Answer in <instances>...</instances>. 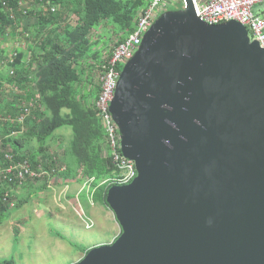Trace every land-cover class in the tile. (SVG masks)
<instances>
[{"label":"water","instance_id":"95a60500","mask_svg":"<svg viewBox=\"0 0 264 264\" xmlns=\"http://www.w3.org/2000/svg\"><path fill=\"white\" fill-rule=\"evenodd\" d=\"M111 111L137 177L107 203L121 226L74 264H264V48L193 0L163 12Z\"/></svg>","mask_w":264,"mask_h":264},{"label":"trees","instance_id":"16d2710c","mask_svg":"<svg viewBox=\"0 0 264 264\" xmlns=\"http://www.w3.org/2000/svg\"><path fill=\"white\" fill-rule=\"evenodd\" d=\"M149 1L43 0L46 7L34 11L23 9L20 6L21 0H0V38L9 31L12 34L21 31L20 34L26 36L25 32L28 28L21 26L22 17L32 14L37 16V22L32 27V35L33 38H38L35 46H31L36 53L33 61L27 63L26 53L21 49L13 63L15 74L10 75V69L6 76L0 74L2 78H0V89L3 88L2 81H8L13 85L28 83L33 87L34 84L36 91L28 89L25 93H20L18 98L13 99H7L0 94V116L9 114L14 117L19 116L22 109L18 105H24L21 99L31 100L37 94L41 104L26 119L24 131H21L24 126L18 125L19 123L9 122L11 128L7 129L8 122L0 121L2 168L6 165L2 147L7 145L14 147L16 161L30 160L34 167L44 164L46 169L50 168L54 161L50 165L48 162L38 163L36 152L27 159V156L21 155L22 149L25 143L31 146L34 141L39 146L37 152L46 157V147L49 140L54 137L55 131L63 126H69L73 130V137L61 155L65 168L60 174L69 180L78 178L80 174H82L81 179L95 178L90 193L95 202L109 207L107 195L114 185L110 179L117 174V171L105 152V131L94 103L100 92V84L96 83L91 73L85 76L82 62L93 55L95 64L92 67L97 66L100 69L106 57L103 58L100 51L93 52L92 31L101 28L105 21L114 23V31L120 35L115 42V45L118 44L133 32L139 8L146 6ZM48 4L59 5L61 9L52 12ZM69 18L75 20L77 24L68 22ZM64 21L65 24L62 25ZM112 50L113 48L109 50L108 57ZM0 51V58L3 60L5 51ZM14 131L22 133L10 138ZM4 183L9 185L7 182ZM7 192L9 191L0 187V223L9 211L8 201L5 198ZM8 200H11V197H8ZM0 264H17V262L15 259H4Z\"/></svg>","mask_w":264,"mask_h":264},{"label":"rangeland","instance_id":"374dc122","mask_svg":"<svg viewBox=\"0 0 264 264\" xmlns=\"http://www.w3.org/2000/svg\"><path fill=\"white\" fill-rule=\"evenodd\" d=\"M22 6L34 11H39L41 8L35 0H24ZM178 8L176 6L175 9ZM22 19L21 26L30 27V35H21V31L12 34L9 31L0 38V50L10 53L20 46L31 62L35 59L36 54L31 46H35L38 41V38L35 39L32 35V27L37 22V16L32 14L22 17ZM67 21L73 25L77 24L70 18ZM114 29V23L105 21L101 28L92 31L94 53L100 51L103 58L107 57L109 50L115 46V42L120 36L115 33ZM6 56L3 60L0 58V74L4 76L10 69ZM94 62L93 55H90L82 62V66L86 72L85 76L87 77L91 73L98 84L99 68L92 67ZM33 74L32 72V78ZM2 82L3 88L0 89V94L7 99L18 98L20 93H25L28 89H35L33 83V87H31L32 85L29 86L28 83L13 85L8 81ZM14 86L18 87V91L14 89ZM36 98L39 100L38 96ZM7 125H9V127L6 126L7 129H10V124ZM20 134L14 133L10 138ZM72 137L71 127L63 126L57 129L46 147V157L37 152L39 148L37 143L33 141L31 146H27L25 143L21 155L27 156V159H30L36 152L38 163L48 162L50 165L52 161L55 162L47 169L49 174H45L39 179L27 178L25 184L20 187L7 185L4 183L5 181L0 180V187L9 191V197H11V200H6L9 211L6 212L5 219L0 223V261L15 259L17 264H74L86 255L88 249L112 243L121 234V226L114 211L105 204L94 205L95 201L92 203V199L88 197L90 192L87 187L83 186L85 179H81L82 174L74 180L61 176L60 172L65 168L61 155ZM0 146H2V142ZM9 150L13 151L14 155L16 154L14 147L7 145L2 147L3 155L5 156ZM0 168H2L1 163ZM78 193H80L79 198L76 196ZM78 201L82 206L78 204ZM60 204L65 206V209H62ZM81 207L85 211V215L90 216L94 221L93 227H86L80 216Z\"/></svg>","mask_w":264,"mask_h":264},{"label":"built area","instance_id":"2783aa9c","mask_svg":"<svg viewBox=\"0 0 264 264\" xmlns=\"http://www.w3.org/2000/svg\"><path fill=\"white\" fill-rule=\"evenodd\" d=\"M37 1V0H35ZM197 15L200 19L208 24H220L223 22L236 20L247 27L251 40H258L261 47L264 48V0H193ZM20 6H22V1ZM41 9L46 7L43 0L38 2ZM52 12L60 9L59 5L48 4ZM187 7V0H150L146 6H141L133 32L123 41L113 46L111 55L106 57L99 69V84L100 92L94 100L97 109V115L103 125L105 131V152L111 158L112 165L117 171L110 181L114 185H126L131 183L138 175V170L134 160L126 157L122 151V133L118 122L114 118L111 111V103L114 99L115 92L118 86L123 68L128 60L137 52L146 32L151 28L154 22L167 10L174 7ZM25 13L27 11L25 10ZM26 36L30 35V27L25 32ZM21 50L20 46L15 48L10 53L6 52L10 75L15 74L13 66L16 57ZM4 63V61H2ZM10 63V64H9ZM18 91V87L14 86ZM1 97V96H0ZM37 97V96H36ZM24 101V105H18L22 111L19 116L2 115L1 122L22 123L23 126L26 119L32 115L33 108L36 106L37 98ZM25 130V126L22 131ZM6 165L0 168V180L7 182L9 185L23 186L27 178L39 179L45 174H49V170L44 167V164L34 167L30 160L16 161L14 152L9 150L5 154ZM95 178H86L84 188H88L91 192V185ZM83 190V189H82ZM8 200L9 192L5 195ZM92 199V194H88ZM80 206L81 203L78 202ZM80 216L84 220L86 227L94 226V221L81 207Z\"/></svg>","mask_w":264,"mask_h":264},{"label":"crops","instance_id":"0c3cea01","mask_svg":"<svg viewBox=\"0 0 264 264\" xmlns=\"http://www.w3.org/2000/svg\"><path fill=\"white\" fill-rule=\"evenodd\" d=\"M148 1H149V0H148ZM26 62L29 63V60L26 59ZM31 77H32V76H31ZM37 96L39 97L38 94H37ZM21 100H23V101H27L28 99H21ZM38 105L41 106L39 100H37L36 106L32 109L33 112H34V110L36 109V107H37ZM43 111H46V110L43 109ZM33 112H32V113H33ZM18 125H21V126H22L23 124H22V123H19ZM21 131H22V130H21ZM21 131H14V133H22ZM14 133H13V134H14ZM49 186L51 187V184H49ZM49 186H48V187H49ZM68 187H69V186H68ZM65 194H67V192H65ZM79 194H80V193H78V194L76 195L78 198H79ZM79 201H81V200H79ZM79 201H78V202H79ZM93 202H94V200H93ZM96 204L98 205V203L95 202L94 205H96ZM94 205H93V206H94ZM60 206L62 207V209H65V206H63V205H61V204H60ZM58 221H59V220H58Z\"/></svg>","mask_w":264,"mask_h":264}]
</instances>
